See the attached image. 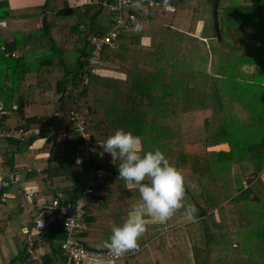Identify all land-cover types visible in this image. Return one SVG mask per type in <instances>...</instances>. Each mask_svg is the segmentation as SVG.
Returning <instances> with one entry per match:
<instances>
[{
    "label": "trees",
    "instance_id": "1",
    "mask_svg": "<svg viewBox=\"0 0 264 264\" xmlns=\"http://www.w3.org/2000/svg\"><path fill=\"white\" fill-rule=\"evenodd\" d=\"M114 1L89 0L74 10L45 0L37 27L7 38L2 23L18 15L0 0V101L17 119L12 135L0 137V175L36 181L45 202H75L85 187H105L84 209L87 230L79 240L109 251L112 227L140 202L137 186L118 178L111 156L99 155L105 138L123 128L180 170L185 195L165 222L146 218L138 247L115 264H264V0H219V37L215 0H136L119 17L133 13L142 29H119L98 47L119 18L110 9ZM32 105L42 112L26 116ZM86 141L95 145L93 155L77 162ZM42 142L48 149L36 169L29 153ZM219 145L228 149H212ZM3 191L11 197L0 198V236L23 217L37 229L38 208L30 203H38V193L27 198L17 183ZM187 214L193 220L180 225ZM37 231L35 244L62 254L60 219ZM14 242L17 255L0 264L29 257L27 245Z\"/></svg>",
    "mask_w": 264,
    "mask_h": 264
},
{
    "label": "clouds",
    "instance_id": "2",
    "mask_svg": "<svg viewBox=\"0 0 264 264\" xmlns=\"http://www.w3.org/2000/svg\"><path fill=\"white\" fill-rule=\"evenodd\" d=\"M137 22L134 31H140ZM99 155L107 153L118 170V178L137 186L140 202L134 205L121 225L113 226L105 246L120 255L138 247L146 230V218L165 222L183 206L185 188L180 170L170 163L159 148L145 150L142 138L131 131L117 128L102 144ZM186 210L195 213L192 205Z\"/></svg>",
    "mask_w": 264,
    "mask_h": 264
},
{
    "label": "built area",
    "instance_id": "3",
    "mask_svg": "<svg viewBox=\"0 0 264 264\" xmlns=\"http://www.w3.org/2000/svg\"><path fill=\"white\" fill-rule=\"evenodd\" d=\"M136 0H115L110 9L115 12L119 17L123 8H128L130 5H134ZM150 4H154L152 1ZM157 4V3H155ZM137 23V19L133 13H130L127 18H116L112 31L102 39L98 40L97 46L100 47L102 43H110L115 38L119 29H129L134 27ZM141 24V23H140ZM16 109V106H12ZM8 113L5 109V103L0 101V137L9 136L10 133L3 128L5 123L4 116ZM78 119V118H77ZM83 122L78 119L77 129H83ZM94 144L90 141H86L77 149L76 161L89 160L94 152ZM92 172H95L91 170ZM99 178L103 177V173H97ZM15 177H3L0 175V198L2 199L6 194L4 189L14 185L16 183ZM106 188L94 189L92 186L85 187L77 197L75 202L65 201L62 198H53L48 202L38 201V203H30L32 207L38 208L35 214V226L39 230H43L48 225L60 219L63 225L64 239L60 244V249L67 259V264H90L95 262H108L122 258L125 254L116 255L112 252L105 251H93L87 249L79 240L81 234L86 232L87 225L82 222L84 216V209L87 204L91 203L95 197L104 195ZM35 193H27V198L33 197Z\"/></svg>",
    "mask_w": 264,
    "mask_h": 264
},
{
    "label": "crops",
    "instance_id": "4",
    "mask_svg": "<svg viewBox=\"0 0 264 264\" xmlns=\"http://www.w3.org/2000/svg\"><path fill=\"white\" fill-rule=\"evenodd\" d=\"M9 1V8L10 9H14V16L18 15L16 18L13 17L12 19H8L6 21H4L2 23L3 26V30L5 31V36L7 38H10V35H12V32L17 31V30H34L35 27H37V25L39 24V22L41 21V18H38L36 21V24L33 27H29V25H27L29 23V19L31 18V12L33 11H42L43 5L45 3V0H8ZM51 1V6L55 7V8H62L64 6H68L70 9H74V10H82L84 9L83 7L89 3V0H50ZM24 13V14H23ZM27 15V16H25ZM24 26V27H23ZM27 27V28H26ZM20 28V29H18ZM147 40H145L144 42H146ZM42 111L38 106H28L25 109V114L26 116H31L33 114H40ZM5 119V123L3 125V128L6 129L10 135H12V132L10 131L12 129V127L14 126L15 122L17 119H15L13 117V111H8V113L4 116ZM219 146H223V145H219ZM213 147L212 149L217 148ZM46 157V156H44ZM44 157H39V159L36 161V165L33 168H41L43 166V162L45 161ZM2 176V175H1ZM15 177L16 179V183L17 185L20 187L21 189H24V195L27 193H38V195L40 196V198L38 199V201L42 202L44 201L43 199V194L39 192V186L37 184L36 181H20L19 179L21 178L19 175H15V174H10L6 177ZM19 177V178H18ZM105 195V194H104ZM6 197H11L9 195H5ZM4 196V197H5ZM3 199V198H2ZM190 215V214H189ZM188 214L186 216H184L182 219H184L185 221L189 220ZM27 217H23L20 220H18L17 222L20 225V230L22 233V236H18L16 234H14V232L12 231L11 235H9V238L11 237V240L14 241L15 238H20L21 242H20V249H23L24 244L27 245V249H30L29 251V257H27V259L22 263V264H45L47 263V261H50V264H60L62 262L63 259V252L62 254H56L54 256H51V248L50 246L45 243V242H37V244L34 243L35 240L38 239V231L37 229H32L30 230L27 226L28 224L25 222ZM184 221V222H185ZM22 241H23V245H22ZM35 244V245H34ZM5 245H7L9 248V250L7 251V255L1 257L0 255V261L6 260V262L12 258H14L18 251H17V247H16V243L12 241L9 242H5ZM4 245V246H5ZM32 245V248H31ZM135 254V253H134ZM132 254V255H134ZM48 255L51 256V260H47L45 259ZM130 256V255H128ZM126 255H124L122 258L118 259V260H123L124 258L128 257ZM116 260V261H118ZM116 261H114L113 263H108V262H95V263H90V264H115ZM67 264V259H66V263Z\"/></svg>",
    "mask_w": 264,
    "mask_h": 264
},
{
    "label": "rangeland",
    "instance_id": "5",
    "mask_svg": "<svg viewBox=\"0 0 264 264\" xmlns=\"http://www.w3.org/2000/svg\"><path fill=\"white\" fill-rule=\"evenodd\" d=\"M244 1L245 0H241L242 3ZM29 12L31 13L30 14L31 18L29 19V23L27 25H29V27H33L36 24L37 19L41 18L42 11L38 10V11H33V12L29 11ZM201 27H202V22H199L197 24V29H196V33L197 34L196 35H198L199 32L201 31ZM18 29H20V28H18ZM207 42H208L209 45H213V44H215L216 41H215L214 38H212V39H208ZM100 73L103 74V75H109V76L118 77V78H124L125 77V75L123 73H118V72H115V71H102ZM44 149L47 150L48 149V145L46 143L44 144V142H42L41 144H38L32 150L31 153H29V161L30 160L33 161V162L30 161L31 163L29 162L30 166L35 167L36 161L39 159V157H41V156L44 157L45 156V153H43ZM215 149L216 150H219V149H226L227 150L228 146L227 145L218 146ZM19 180L22 181L21 178ZM188 218H189V220H187V221H185L184 219H181L179 224L182 225L184 223H187V222L193 220L191 215H189ZM16 225H17V223L13 221V223H11L9 225V228H7V230L4 232V234L2 236H0V255L1 256L7 255V251L9 250L8 249L9 247L7 245H5V242H7V241H9V242L12 241V243L14 242L13 240H11V237L9 238V235H11L12 231L14 232V234L18 235L19 237L22 236V233H21V230H20V225H17V226ZM18 239H20V238H18Z\"/></svg>",
    "mask_w": 264,
    "mask_h": 264
},
{
    "label": "water",
    "instance_id": "6",
    "mask_svg": "<svg viewBox=\"0 0 264 264\" xmlns=\"http://www.w3.org/2000/svg\"><path fill=\"white\" fill-rule=\"evenodd\" d=\"M218 1L219 0H215L213 3V24H214L217 36L219 37V30H218V25H217V4H218ZM250 180H251V177H248L246 181L248 182ZM254 199H256V198L254 197Z\"/></svg>",
    "mask_w": 264,
    "mask_h": 264
}]
</instances>
